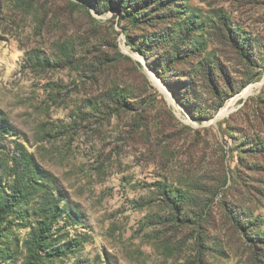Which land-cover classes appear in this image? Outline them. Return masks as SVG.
<instances>
[{
    "label": "rangeland",
    "instance_id": "rangeland-1",
    "mask_svg": "<svg viewBox=\"0 0 264 264\" xmlns=\"http://www.w3.org/2000/svg\"><path fill=\"white\" fill-rule=\"evenodd\" d=\"M178 3L133 26L102 0H0V162L23 144L61 199L47 264H264V0ZM35 203L0 264L24 263Z\"/></svg>",
    "mask_w": 264,
    "mask_h": 264
},
{
    "label": "trees",
    "instance_id": "trees-1",
    "mask_svg": "<svg viewBox=\"0 0 264 264\" xmlns=\"http://www.w3.org/2000/svg\"><path fill=\"white\" fill-rule=\"evenodd\" d=\"M88 1V0H87ZM105 5L113 10H119L122 16L128 19V22L133 26H139L140 24L150 23V21L155 17L157 12L162 10V8L167 5L170 7H176L182 10V5H178L179 1L186 0H102ZM172 10V9H171ZM189 22L192 28L188 31L190 36V31L195 33L199 30L194 27L197 22L193 18L189 17ZM181 29L182 34L188 30ZM231 30V39L236 48L241 50V44L237 39L234 29ZM236 35V36H235ZM184 37V36H183ZM164 37L162 36V39ZM246 41H248L246 39ZM250 43V42H249ZM145 44V43H143ZM246 45V43H245ZM143 56H147L144 50H140ZM181 49L178 54L180 55ZM167 65H169L167 61ZM211 67V66H210ZM155 72L163 79L158 69H154ZM209 69V76L211 81H213V75ZM215 88V93L221 97L220 90ZM225 102H221L219 108H222ZM197 119V118H196ZM11 128L8 123V119L4 112L0 110V150H4L1 142L5 138V135L10 132ZM264 149V147H262ZM15 155L11 157L12 166L9 162L1 160L0 169L3 173L12 178L11 183H7V187L3 185V176H0V240L4 235V225L8 222L9 224L13 222L10 218L20 217L21 213H25L30 216V210L26 207L31 201H36L33 210V223L31 230L29 232L28 238L24 243V249L26 251V258L23 264H47L48 261L59 258L60 251L63 249L55 248L53 244V230L58 226L64 219V209L61 207V199H59L51 187L49 186L50 179L48 174L38 165L35 157L30 154L25 146L21 143H17L15 146ZM167 192V193H166ZM164 196L168 198V202L177 209V206L185 201L184 197L179 191L173 192L172 190H165ZM236 219V218H235ZM237 222H240L236 219ZM256 238L258 243H264V240ZM257 241H254L256 247L255 255H257L258 261L261 263V252L257 248ZM1 248V247H0ZM65 250V246L63 247ZM258 250V251H257ZM66 252V251H61Z\"/></svg>",
    "mask_w": 264,
    "mask_h": 264
},
{
    "label": "bare ground",
    "instance_id": "bare-ground-1",
    "mask_svg": "<svg viewBox=\"0 0 264 264\" xmlns=\"http://www.w3.org/2000/svg\"><path fill=\"white\" fill-rule=\"evenodd\" d=\"M149 75L151 77V79L160 87H164L161 82L159 81V79L157 78V76L154 74V72H152L151 70H149ZM165 88V87H164ZM255 86H252L250 88H248L245 92H244V96H248L249 94L252 93V91L254 90ZM166 89V88H165ZM167 94V93H166ZM251 96V95H250ZM228 108V107H227ZM228 113V110H225L222 115H226Z\"/></svg>",
    "mask_w": 264,
    "mask_h": 264
}]
</instances>
